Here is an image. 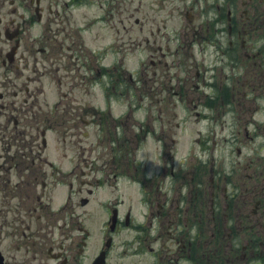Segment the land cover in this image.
<instances>
[{
	"label": "flooded vegetation",
	"instance_id": "flooded-vegetation-1",
	"mask_svg": "<svg viewBox=\"0 0 264 264\" xmlns=\"http://www.w3.org/2000/svg\"><path fill=\"white\" fill-rule=\"evenodd\" d=\"M7 2L17 19L2 30L17 33L19 44L9 57L16 38L0 48V116L15 109L20 92L35 93L30 77L18 84L14 72L32 54L33 44L17 56L24 29L43 23L39 39L46 45L38 51L52 49L53 32L61 56L53 63L55 107L63 105L64 113L70 107L71 119L94 127L92 144L103 150L79 151L77 140L74 150H32L29 140L24 149L16 141L11 149L17 122L0 123V243L6 239L10 251L0 248L2 264H18L16 256L27 264L29 254L38 264H93L104 250L109 260L115 238L130 264H264V0H139L137 9L150 11H140L135 22L140 32L150 22L155 53L135 76L125 58L98 57L78 42L73 14L89 0ZM96 3L101 9L113 0ZM165 17L177 26L168 28ZM79 84L84 93L99 89L103 107L63 103ZM132 89L135 98L113 112V103ZM175 96L194 113L190 123L201 127L187 140L176 136L186 126L169 117ZM88 112L90 118L81 119ZM96 206L103 219L93 245Z\"/></svg>",
	"mask_w": 264,
	"mask_h": 264
},
{
	"label": "rangeland",
	"instance_id": "rangeland-1",
	"mask_svg": "<svg viewBox=\"0 0 264 264\" xmlns=\"http://www.w3.org/2000/svg\"><path fill=\"white\" fill-rule=\"evenodd\" d=\"M2 1L3 0H0V18L3 21L0 24V48L5 50L8 47V42L3 37L2 27L7 23L9 18L15 17L17 19V16L10 12L11 7L8 5L7 0H4L3 4L1 3ZM43 1L45 4L50 3V1L54 2V0ZM116 2L117 0H113V3L110 5V7L105 5L103 8L101 7V9H99V7H97L96 0H89V4L86 6H80L77 10H75L73 14L75 24L78 23L80 26L79 27L78 25H75L80 29L79 33L77 32V40L80 43L83 42L84 46L90 51H102V53H98V57L103 54L104 57L101 58H125L127 72L134 73L133 76H135V72L140 68V64L144 62L143 67H147L148 59L152 57V53H155L154 46L151 44L150 39V22H144V29L142 32H140L139 26L135 22L136 18L141 16L140 11L143 12L145 10L149 12L150 10L148 8H144V10L137 9L139 6V0H124V2H120L119 5L117 4V6ZM143 3L148 5L149 0H143ZM53 9L55 10V7H53ZM19 12L21 13L23 10L19 9ZM100 16H102L101 19L104 17V20L103 22L98 23L97 20L100 18ZM44 17H46V14H44ZM165 18L168 20L167 17ZM87 24H89V27L86 29L84 27H87ZM167 24L168 28L170 26H177L175 20L173 19L171 21L168 20ZM44 33H46V30L43 23L35 22L30 28H25L22 35V45L17 56L19 57L21 53H24V49L31 46V44H33V48H31L32 54L28 60L27 66L24 64V61L20 62L19 68L15 69L14 76L18 84H21L23 81H27V76H29L30 79L28 86L31 89H34L35 93L28 97L27 94L20 92L18 96L14 98L15 109L13 111L3 110L1 112L2 114L0 116V123L2 125L5 123L8 117H10L12 120H16L17 122L12 134V136H14V140L12 141L11 149H13L14 141H16L15 143L18 144L21 149H24L23 145L28 143L27 140H29L33 142L32 144H34L31 145L32 150H74V142L77 140L79 151L82 149L86 151H101L103 150L101 148L102 145L100 147L98 144H92L94 142V136L97 135V130L94 127L83 125L81 120L78 121L77 119H71L72 117L70 116V113H72V111L70 107L66 108L68 111L65 113L63 111L65 107L63 105L55 108V104L60 100V95L57 89L59 73L55 72V66L53 63L55 58L61 56L56 54L55 41L57 39H55L56 37H54L53 32L51 34L52 41L50 42L52 49L44 54L38 51L40 47L46 45V41H42L43 35H45ZM146 36H149V42L145 41ZM40 37H42V40L39 39ZM162 43L164 44V42ZM176 45L177 43L173 42L171 45V51H173ZM163 49H166L165 45L163 46ZM193 51L196 52L195 49H193ZM34 56L38 58L36 62L34 61ZM223 62L226 61L223 60ZM45 67L47 68V71L45 70ZM222 67L224 68V72H226L225 74L231 73L230 67H224L223 65ZM147 69L148 74L151 75L152 67H148ZM74 81H78L79 83L83 82V80L80 78L75 79ZM225 82L229 83L230 80L224 79L223 83L225 84ZM67 89L70 91L72 90V88L69 87H67ZM82 91V85L79 84V86L70 92V95H68L69 99L63 101V103L72 104L73 106H76L77 103L86 105L87 103H92L95 105L103 103V94L99 89L90 88L89 94H85ZM132 95L135 98L136 92L133 89L130 92L129 97L127 95H123V99H119L118 102H114L112 107L113 112L118 114L119 111L124 108V104L127 102V100H130ZM10 98L12 97L8 96L9 101ZM26 98H28L27 103H25ZM156 99L159 100L160 105L164 102V96L161 94H158ZM6 100L7 98H5L4 101ZM173 100H176V103L169 102L167 106L169 117L172 118L173 114V122L180 121L182 124H184V126H186L185 132H176V136L182 135L184 138L187 136V140L188 135H196L195 130L201 127L198 123H196V126L190 123V121L195 118L191 109L184 108L176 96ZM78 107L80 108L79 105ZM78 111L80 115L83 113L80 109ZM154 114H156V112ZM138 115L141 114H137V116ZM84 118H89V116H84L83 114L81 119ZM45 119L48 121H45ZM185 120L188 121L184 122ZM42 121L45 122L41 123ZM11 124L12 123H10L9 128L12 127ZM61 124H64V126ZM48 125L54 126L56 129L50 128L48 131H46L45 139L48 147L43 148L41 144V132L42 130L46 129L45 126ZM20 138H23L24 140H20ZM233 155H235V153H233ZM239 158H242V156ZM94 203L96 204V202ZM2 208L5 209V206ZM98 213L99 209L96 206V220L94 222L92 238L93 245H95V243L100 238L99 222L103 219L98 217ZM2 218L3 217H0V221ZM4 228L5 226L3 229ZM115 242L116 245L110 255L108 264L132 263L128 258L121 259L119 239L115 238ZM7 244L8 243L6 239L0 243V248L5 254H9L10 252L7 251ZM14 255L21 254L17 253ZM14 260L16 263L22 264V262L19 261L20 259L18 256H16ZM39 262L40 260L32 258L31 254H29L26 258L27 264H38Z\"/></svg>",
	"mask_w": 264,
	"mask_h": 264
},
{
	"label": "water",
	"instance_id": "water-1",
	"mask_svg": "<svg viewBox=\"0 0 264 264\" xmlns=\"http://www.w3.org/2000/svg\"><path fill=\"white\" fill-rule=\"evenodd\" d=\"M6 36L9 37V38H12V36H8V35H6ZM102 258L103 257H100L97 262L102 264Z\"/></svg>",
	"mask_w": 264,
	"mask_h": 264
}]
</instances>
